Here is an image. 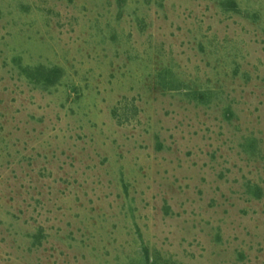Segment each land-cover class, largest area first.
<instances>
[{
  "label": "rangeland",
  "instance_id": "1",
  "mask_svg": "<svg viewBox=\"0 0 264 264\" xmlns=\"http://www.w3.org/2000/svg\"><path fill=\"white\" fill-rule=\"evenodd\" d=\"M0 264H264V0H0Z\"/></svg>",
  "mask_w": 264,
  "mask_h": 264
},
{
  "label": "trees",
  "instance_id": "2",
  "mask_svg": "<svg viewBox=\"0 0 264 264\" xmlns=\"http://www.w3.org/2000/svg\"><path fill=\"white\" fill-rule=\"evenodd\" d=\"M39 73L42 74V81L45 85L54 86L59 83V80L62 75V70L60 68H39Z\"/></svg>",
  "mask_w": 264,
  "mask_h": 264
}]
</instances>
